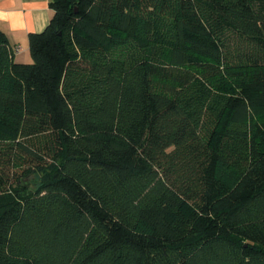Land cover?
Instances as JSON below:
<instances>
[{
  "label": "trees",
  "instance_id": "trees-1",
  "mask_svg": "<svg viewBox=\"0 0 264 264\" xmlns=\"http://www.w3.org/2000/svg\"><path fill=\"white\" fill-rule=\"evenodd\" d=\"M49 7L0 30V264H264V0Z\"/></svg>",
  "mask_w": 264,
  "mask_h": 264
},
{
  "label": "crops",
  "instance_id": "crops-1",
  "mask_svg": "<svg viewBox=\"0 0 264 264\" xmlns=\"http://www.w3.org/2000/svg\"><path fill=\"white\" fill-rule=\"evenodd\" d=\"M49 0H0V30L6 35L16 63H31L30 34L42 32L52 17Z\"/></svg>",
  "mask_w": 264,
  "mask_h": 264
},
{
  "label": "built area",
  "instance_id": "built-area-1",
  "mask_svg": "<svg viewBox=\"0 0 264 264\" xmlns=\"http://www.w3.org/2000/svg\"><path fill=\"white\" fill-rule=\"evenodd\" d=\"M20 51V47H15L14 49H13V53H18Z\"/></svg>",
  "mask_w": 264,
  "mask_h": 264
},
{
  "label": "rangeland",
  "instance_id": "rangeland-1",
  "mask_svg": "<svg viewBox=\"0 0 264 264\" xmlns=\"http://www.w3.org/2000/svg\"><path fill=\"white\" fill-rule=\"evenodd\" d=\"M24 180H26V179H24Z\"/></svg>",
  "mask_w": 264,
  "mask_h": 264
}]
</instances>
